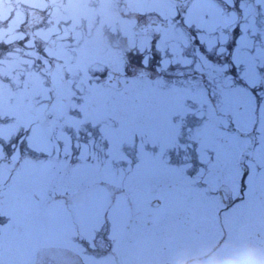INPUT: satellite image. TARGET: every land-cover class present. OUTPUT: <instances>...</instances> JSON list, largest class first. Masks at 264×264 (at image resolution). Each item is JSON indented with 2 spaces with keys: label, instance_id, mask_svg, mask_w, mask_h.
I'll return each instance as SVG.
<instances>
[{
  "label": "flooded vegetation",
  "instance_id": "af4514ba",
  "mask_svg": "<svg viewBox=\"0 0 264 264\" xmlns=\"http://www.w3.org/2000/svg\"><path fill=\"white\" fill-rule=\"evenodd\" d=\"M28 1L0 0V7L1 2H10L16 8L8 26L13 57L9 58L8 64H0V75L1 68L8 67L9 78L19 82L15 88H20L18 106L6 108L11 111L10 118L16 120L13 122L15 134L12 139H28L33 129L45 130L43 136L45 133L48 136L49 127L62 128L65 124L64 118L58 120L64 112L77 115L74 116L77 124L85 120L82 126L86 128H90L92 123L96 124L103 113L124 128H143L150 123L159 125L156 107L142 90L135 93L136 90L130 89V74L124 73L123 67L125 63L131 66L143 64L146 42L157 50L161 36L152 31L144 35L141 29L161 20L160 2L167 3L172 15V26L167 23L168 28L172 29L171 33L177 32L185 39L181 51L190 60L193 58L195 63L200 62L194 78L201 82L189 80L185 90L186 104L176 105L174 101V105L163 107L169 113L167 118L171 124L183 123L187 129L185 149L190 160L189 173L184 178L175 177L176 185L170 188L174 197L170 200L164 201L169 191L167 186L159 184L138 186L139 196L134 204L119 202L117 212L121 215L111 214L120 217V227H117L121 239L120 243L109 241L108 251L111 256H119L121 261L110 263L242 264L244 254L251 260H256L259 254L262 256L259 264H264V224L244 240L243 250H231L234 243H228L233 234L226 220L237 214L233 201L237 196L222 181L224 177L241 179L264 175V169L256 163L262 161L263 155L256 154L251 160L246 159L244 171L239 169L241 146L249 143L248 138L241 137L242 124L244 128L246 126L245 122H241L239 97L247 93L241 88V77L249 82L256 78L251 69V66H256V58L249 51H245L242 56L241 46L237 41H231L228 34L225 42L218 43L210 51L207 44L198 41L208 36V23L204 18L208 15L209 0H184V3L177 0H61L54 5L48 0H33L35 8L24 10L22 7L24 16L18 17L17 12L20 10L17 9H21L19 5L26 6L22 2ZM223 1L233 3V0ZM175 44L180 46L178 41L172 39V47ZM210 62L214 63L212 70L216 73L211 76L209 83ZM72 66L79 68L74 71L69 68ZM98 66H110L108 71L114 70L113 66H120L119 80L126 85L123 90L115 92L123 93L119 99L114 95L108 99L107 109L96 104L87 105L78 99L75 90L62 89L61 86L62 82L70 79L77 82L102 80L106 72L98 74ZM42 68L48 69L52 75L43 74ZM193 72L196 70L193 69ZM39 80L47 81L46 85L50 87L54 83V90L50 91V104L46 105L47 99L40 102L45 111L40 117L32 109L31 98L33 91L39 87ZM110 93L114 91L110 90ZM133 93L137 97L136 105L129 98ZM157 93L166 96L165 91ZM178 93L174 90L169 92L171 101ZM88 95L91 96L90 93ZM39 96L44 95L39 93ZM261 96L259 93L262 103ZM71 103L76 105H69ZM250 113L254 119H264V106L259 107L258 111L252 108ZM255 150L260 151L261 148L256 147ZM256 156L261 160H257ZM27 161H34V157L30 155ZM193 162H201L202 165L210 162L215 168L196 172ZM39 168L26 162L25 169L9 171V175L14 178L25 177L27 182L26 185L11 186L27 194H32L38 188L47 191L50 187L60 192L66 177L74 179L80 176V170L75 166ZM36 177L45 179L42 186L35 184ZM49 177L55 180L49 181ZM235 182L239 183V180ZM45 193L44 201L48 205L51 200ZM231 198L230 207L226 201ZM62 200L57 198L59 202ZM129 203L132 206H128ZM15 205L14 202L11 207ZM70 212L71 209L63 208V215L67 219L71 218ZM1 213L0 201V218ZM67 219L64 220L66 224ZM172 220L180 222L179 229L172 227ZM133 224L135 232L131 229ZM45 235L43 233L42 237ZM227 245L231 251H225Z\"/></svg>",
  "mask_w": 264,
  "mask_h": 264
},
{
  "label": "rangeland",
  "instance_id": "374dc122",
  "mask_svg": "<svg viewBox=\"0 0 264 264\" xmlns=\"http://www.w3.org/2000/svg\"><path fill=\"white\" fill-rule=\"evenodd\" d=\"M253 1V5H251V7L253 8V10H255V8L260 9V11L264 12V0H252ZM159 10L161 13V17H164L166 20H168L172 26V15L170 13V11H168L167 5L164 4L163 2H160V6H159ZM240 11L245 10V6L242 5L239 8ZM250 11V9L246 10V13L248 14V12ZM243 18L240 20L239 17L237 16H230L227 15L226 13H224V11L222 9H216L213 6L211 7L208 6V15L205 16L204 19L207 20L208 23V42L210 45H214L215 42H220V41H224V32L223 29H225V27L229 26V25H237V23H239L242 31V39L240 41V45L241 47L244 48H248L247 44L251 43V48L253 49V56L256 57V59H258L259 61V65L264 64V30L263 29H259V35L258 37H256L255 35V29L256 24L254 25V22L256 20V16H246L245 14ZM241 15V14H240ZM9 16V10L6 6V8H1L0 10V20L4 21L7 20ZM199 20V19H198ZM264 21V19L262 20ZM254 25V26H253ZM6 30H3L2 28H0V33L4 34ZM252 31V32H251ZM251 32L252 35H254L252 38L247 39V35ZM166 33V32H165ZM164 33V35H165ZM169 36V39L168 37ZM172 37L169 33H166V35L164 36V38H162V40L160 41V45H159V49L156 53V57L159 58H164L165 59V64L164 67H170L168 69L172 68V63L174 60H176L177 63V68L180 65V61L183 65H193L194 64V59L192 58V60L189 59V56H185L183 53L180 52V48L182 46H184V42L185 39H183V36H180L179 33H172ZM175 37V38H174ZM6 40H8V36L7 34H5L4 37ZM171 39H173L174 41H178L180 43V46L175 44L173 45V47H171V53L170 54V50H169V46H167L168 41ZM166 43V44H165ZM257 44L262 47V49H258ZM168 48V49H167ZM249 48V50L251 51L252 49ZM165 49L167 51H165ZM154 53V52H153ZM152 56V53H151ZM175 62V61H174ZM147 63V61H146ZM148 65V64H146ZM258 65V64H257ZM5 69L7 70L8 67H5ZM2 77L5 76L4 80H0V86H4V90L2 93H0V105H2V102L5 101L3 99V97L5 96L4 92L8 91V86L7 82L8 79L6 77V75H3V72L1 73ZM135 81H137V79H134ZM7 81V82H6ZM143 86V84H142ZM144 89L145 91L148 93L147 95H154L153 99L154 102L157 103L158 105H164L162 102H160L162 100V98L156 94L157 90H160L162 88L161 85H155V82L151 81L150 79L144 81ZM95 91H97V99L100 95H103L101 92V88L100 87H96L94 88ZM174 89V87H173ZM2 97V99H1ZM175 101H178L179 103H181V97H176ZM162 117H165L163 114L161 115ZM70 133L68 134V136L62 138L63 139V143H64V148L66 149H73L74 151V146L75 149L79 151V155L83 156L85 154H89L91 153V155H93L94 157H106L108 156V158L105 160V162L102 164L104 165V167L99 166V164L97 163L98 167H100L101 172L100 174H104L101 177V179L105 180L108 185L110 186V182H117L113 185H117L118 183L121 185L122 182V177L118 176V174L116 173L117 170H122V169H136L137 166H139L137 163L139 161L140 158H138V154L136 155V159L133 160L131 157H129L127 154H124L125 149H128V152H131L133 154L134 149L137 150V144L135 145L133 142V139L130 140L128 139L130 136L123 134L122 137L120 136L119 139L115 138V136H112V130H108V131H104L105 135L107 138L110 139L111 141V145L110 146H106V150H104V146L102 143L100 144H96L93 139L89 141L85 140V132L87 130H83V129H74V130H69ZM180 134L178 136L179 141H177L178 143H181V152L183 153V149H184V145H183V137H185L186 134V129L182 126L179 131ZM103 133V134H104ZM121 134V133H120ZM125 138H127L125 140ZM36 142L38 144H43L44 141L42 140V138L37 137L35 138ZM124 140V141H122ZM96 144V145H95ZM103 152H106L105 154H103L102 156H100ZM65 155V154H64ZM152 159H157L158 160V154L153 155ZM121 161H125L126 164L123 165L124 168L119 167L118 169H114V164H120ZM133 163V164H132ZM7 166V165H6ZM96 166L95 171H98L97 169H99ZM98 177V178H100ZM142 178V172H140V170H138V172H135L133 175L128 176L126 179H124L126 181V185H137L139 179ZM227 181V186L233 188L234 186H236V183H233L231 181V178L226 177L224 178ZM260 179H257V181H255L254 183V188L256 190L259 189V187H264V179H262L261 181H259ZM168 181H171V178H168ZM175 179H173L172 183L169 184L166 189L169 191V194L167 196H164V201L170 200L173 196V194H171L170 192V188H173V185H175ZM123 185V184H122ZM243 184H239L236 187V192L238 193L237 196H241V191H242V196H246L247 192L249 191V189L251 188V184L248 185H244L242 187ZM118 186V185H117ZM66 194V193H65ZM67 195V194H66ZM35 201H32L31 204L28 205V209L24 211V216L23 217H29L27 214L30 213L32 211V209H34V204ZM248 202L251 203V210L249 211V208H243L240 207V213L238 214L237 218L233 217L234 220L236 221V233H234L233 236V243H238V247L236 249L232 248L231 250H237L240 249L241 245L243 244L245 238H248L249 234L251 232H253L254 234L256 233V229L254 228V230H252L253 228V223L257 222L258 219H264V213L263 210L261 208L260 205H258V201L253 199H248ZM104 205V194L101 191H95L91 194L90 197H88L87 201L85 202L84 207L82 208V210L79 212V217H83L86 218L88 220H90L91 222H94L93 220H99L100 221V217H102V215L100 214L101 209L103 208ZM249 211V212H248ZM39 212V209H38ZM45 217H47V213L45 215ZM48 223H49V229H50V233H49V237H48V241L50 242H56L57 240V236L59 238L58 235V229L57 228L61 225V220L60 217L58 216V212L56 210H52L49 214H48ZM34 221L30 220V225L28 226V228L25 231H22L18 234L19 238H18V242H14V239H10L7 240V238L4 239V242H6L7 244L3 243L4 245H2V254H10L11 257H9V259L11 260L12 263H18V264H32V259L35 256L36 259V264H45V262L49 261V264H84L81 263L82 261L80 260L79 257H77L75 254H73L72 252H68L67 250H62L59 249L57 247L55 248H49L45 250V256L47 261H43L40 262V257L39 254L42 252L41 249L38 251V244L39 241L36 239H34V242L31 245V241L33 239V235L36 234V236L38 237V228L36 225H33ZM89 222V221H87ZM81 223V222H80ZM179 221L177 220H172L171 224L172 227H174L175 229H179L178 225H179ZM83 224V223H82ZM251 227V228H250ZM250 228V229H249ZM89 233V232H88ZM57 235V236H56ZM68 237V236H66ZM10 238V237H9ZM20 239H23L24 241H20ZM27 240H30L29 242H27ZM8 243L10 244H15L14 250H12V248L8 245ZM244 249V245L242 246L241 250ZM12 250V251H11ZM230 250V251H231ZM41 251V252H40ZM244 254V253H242ZM259 254H257V259L256 260H251V261H245L246 259L243 258V260L246 262V264H259V260H258ZM242 260V264L243 263Z\"/></svg>",
  "mask_w": 264,
  "mask_h": 264
},
{
  "label": "bare ground",
  "instance_id": "6f19581e",
  "mask_svg": "<svg viewBox=\"0 0 264 264\" xmlns=\"http://www.w3.org/2000/svg\"><path fill=\"white\" fill-rule=\"evenodd\" d=\"M98 68H101L100 66H98ZM2 69V68H1ZM0 88L1 89H4L5 87L4 86H0ZM8 91L11 93L10 95H12V96H14V97H17V95L20 93V88L18 87V88H8ZM245 150V147H243L242 149H241V151L243 152ZM248 152V151H247ZM246 152V153H247ZM245 153V154H246Z\"/></svg>",
  "mask_w": 264,
  "mask_h": 264
},
{
  "label": "water",
  "instance_id": "95a60500",
  "mask_svg": "<svg viewBox=\"0 0 264 264\" xmlns=\"http://www.w3.org/2000/svg\"><path fill=\"white\" fill-rule=\"evenodd\" d=\"M105 85H113L114 84V76L113 74L109 75L107 79L104 80Z\"/></svg>",
  "mask_w": 264,
  "mask_h": 264
}]
</instances>
